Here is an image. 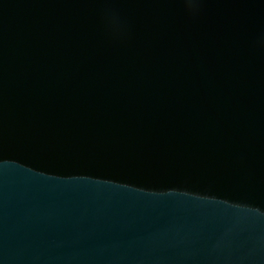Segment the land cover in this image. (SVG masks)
Masks as SVG:
<instances>
[{
  "label": "water",
  "instance_id": "1",
  "mask_svg": "<svg viewBox=\"0 0 264 264\" xmlns=\"http://www.w3.org/2000/svg\"><path fill=\"white\" fill-rule=\"evenodd\" d=\"M261 37L264 0H0V264H264Z\"/></svg>",
  "mask_w": 264,
  "mask_h": 264
},
{
  "label": "clouds",
  "instance_id": "2",
  "mask_svg": "<svg viewBox=\"0 0 264 264\" xmlns=\"http://www.w3.org/2000/svg\"><path fill=\"white\" fill-rule=\"evenodd\" d=\"M184 7L189 14L195 16L200 8V0H184ZM105 22L114 37L120 38L123 36L122 24L115 14L108 13ZM259 44L264 47V37H261Z\"/></svg>",
  "mask_w": 264,
  "mask_h": 264
}]
</instances>
